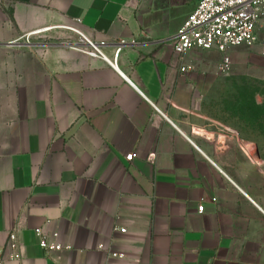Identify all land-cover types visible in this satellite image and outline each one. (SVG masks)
Masks as SVG:
<instances>
[{
    "label": "crops",
    "instance_id": "1",
    "mask_svg": "<svg viewBox=\"0 0 264 264\" xmlns=\"http://www.w3.org/2000/svg\"><path fill=\"white\" fill-rule=\"evenodd\" d=\"M0 2V246L18 229L22 255L7 264H264V146L207 96L223 53L189 51L187 73L174 55L199 0ZM72 25L105 58L68 43ZM40 30L59 39L16 44ZM39 226L73 249L46 255Z\"/></svg>",
    "mask_w": 264,
    "mask_h": 264
},
{
    "label": "built area",
    "instance_id": "2",
    "mask_svg": "<svg viewBox=\"0 0 264 264\" xmlns=\"http://www.w3.org/2000/svg\"><path fill=\"white\" fill-rule=\"evenodd\" d=\"M262 25H264V0H199L197 8L185 20L174 39V55L181 61V72L187 73L193 70L191 65L184 62L185 55L189 51L216 49L223 53V58L217 66L218 73L230 74L233 61L227 51L242 45L253 47L260 43L264 46V41H260L258 37ZM75 31L85 44L75 48L105 58L101 48L106 45V41H93L80 28ZM122 43L125 44V41ZM120 52L121 47L116 49L111 62L114 67H117ZM136 157H138L136 152L126 156L128 161H133ZM198 210L203 212L204 205H199ZM121 231L126 232V229L121 228ZM35 234L40 247L48 256L73 249L72 245L64 244L50 236L44 226L35 228ZM110 256L115 258L121 257L122 254L110 252ZM21 257L19 230L13 229L9 232L6 246H0V264H7L8 260H20Z\"/></svg>",
    "mask_w": 264,
    "mask_h": 264
},
{
    "label": "rangeland",
    "instance_id": "3",
    "mask_svg": "<svg viewBox=\"0 0 264 264\" xmlns=\"http://www.w3.org/2000/svg\"><path fill=\"white\" fill-rule=\"evenodd\" d=\"M10 16V10L0 2V27H5L3 18ZM67 30L73 35L72 40L68 43L80 46L82 43L81 36L75 31L76 25L69 26ZM258 37L264 41V25L259 29ZM59 38H48L47 36L33 35L27 36L16 44H25L22 48H36L37 50L47 45L51 40ZM233 61V69L228 75H217L213 80L221 82V88H213L208 97L212 98L215 109L220 108L223 116L227 112V121L245 131L249 137L258 138L259 143L264 146V108L260 109L261 115L252 118L247 115L245 108L240 105L241 100H249V96L258 92H264V46L257 43L253 47L245 45L232 47L227 51ZM260 91V92H259ZM257 93V101L263 103L264 98ZM240 100V101H239ZM258 112V110L256 109ZM218 113L213 111V113Z\"/></svg>",
    "mask_w": 264,
    "mask_h": 264
},
{
    "label": "trees",
    "instance_id": "4",
    "mask_svg": "<svg viewBox=\"0 0 264 264\" xmlns=\"http://www.w3.org/2000/svg\"><path fill=\"white\" fill-rule=\"evenodd\" d=\"M257 93L258 92H256V93L252 94L251 96H249V99H251V101L243 99L241 101L239 100L240 102H238L242 106V109L243 108L247 109L246 110L247 115L250 114V116L252 118H254V116L261 115L260 109L264 108V102L261 103V102L257 101V98H256L257 97ZM258 94L260 96H263V98H264V92H260ZM256 109L258 110V112L256 111Z\"/></svg>",
    "mask_w": 264,
    "mask_h": 264
},
{
    "label": "bare ground",
    "instance_id": "5",
    "mask_svg": "<svg viewBox=\"0 0 264 264\" xmlns=\"http://www.w3.org/2000/svg\"><path fill=\"white\" fill-rule=\"evenodd\" d=\"M43 30H40V31H36V32H33L32 34H30L29 36H31V35H33V34H35V33H40V32H42Z\"/></svg>",
    "mask_w": 264,
    "mask_h": 264
}]
</instances>
